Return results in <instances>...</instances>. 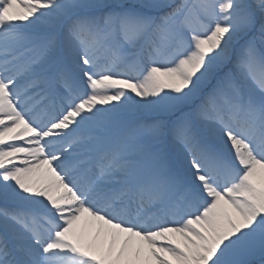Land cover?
<instances>
[{"label": "snow or ice", "instance_id": "snow-or-ice-1", "mask_svg": "<svg viewBox=\"0 0 264 264\" xmlns=\"http://www.w3.org/2000/svg\"><path fill=\"white\" fill-rule=\"evenodd\" d=\"M0 264H264V0H0Z\"/></svg>", "mask_w": 264, "mask_h": 264}]
</instances>
